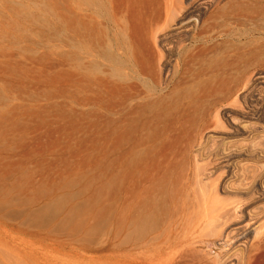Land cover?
Instances as JSON below:
<instances>
[{"label": "rangeland", "instance_id": "1", "mask_svg": "<svg viewBox=\"0 0 264 264\" xmlns=\"http://www.w3.org/2000/svg\"><path fill=\"white\" fill-rule=\"evenodd\" d=\"M158 1H151L154 10L147 7L150 17H146L158 19L162 29L149 33L141 27L139 33L147 30V39L139 35L144 41L141 46L138 40L141 49L135 51H143L145 57L161 54L170 62L165 92L176 88L185 97L172 114L184 110L193 95L205 94V116L197 130L194 126L189 130L195 139L186 155L181 197L170 202L154 231L128 240L116 228L115 213L109 209L106 156L89 154V142L81 141L101 136L106 145L102 136L107 131V107L81 100L89 92L66 83L69 78L62 72L70 66L63 64L62 56V27L74 25L66 11L70 6L65 0H0V258L6 264H24L18 262L21 257L29 258L30 264H61L59 256L71 247L87 257L72 259L71 264H114L107 259L112 254L125 264H252L255 260L252 247L264 244V160H256L253 151L264 150V129L258 127L243 139L247 134L237 135L232 126L240 125V120L264 122V0L262 5L240 0L239 6L236 0H171L172 22L163 9L165 0ZM183 14V22L196 23L190 35L204 27L202 38L184 39L182 28L174 25ZM200 38L205 39V58L197 54ZM186 49L197 58L183 66ZM98 59L101 66L106 63ZM174 71L176 77L169 82ZM243 73H257L259 83L252 91L243 100L233 95L228 102L214 103L212 92L221 89L225 76ZM250 98H255L251 105ZM94 108L100 115L90 113ZM257 110L263 115L259 120L250 116L234 122L229 117L230 111ZM190 113L200 114L195 107ZM101 185L105 188L96 203H87L73 218H66L73 205L94 196ZM46 204L49 212L36 216ZM94 257L97 260L89 263L88 258Z\"/></svg>", "mask_w": 264, "mask_h": 264}, {"label": "bare ground", "instance_id": "2", "mask_svg": "<svg viewBox=\"0 0 264 264\" xmlns=\"http://www.w3.org/2000/svg\"><path fill=\"white\" fill-rule=\"evenodd\" d=\"M151 1L153 3L155 0H65L68 7L70 6L66 11H70L69 14L77 22L73 21L74 25L67 23V26L64 24L66 27H62L65 29H62V33L64 34H62L64 36L62 50L63 64L72 66L71 68L68 66V68L62 70L63 74L69 78H66V83L71 82L75 84L76 88L81 92H89L85 95L82 94L80 96L81 100L92 101L96 106L105 104L107 107V131L102 136V139L106 141V145L100 141L101 136L85 138L81 141L89 142L88 146L91 149L88 151L89 154L93 156H106V189L109 196V209L111 213L112 211L115 213L113 223L116 224V228L124 231L128 240H131L133 237L142 239L148 232L154 231L160 223L158 218L160 220L161 215L168 213L170 202L172 200L177 201L181 197L183 172L187 163L186 155L191 150L193 140L195 139H192L193 137L191 133L189 134V130L192 129V126L197 130L205 116V94H202V96L192 94L190 102L185 105L186 108L172 114L176 111L175 107L176 109L179 108L177 106L185 97L178 94L176 92L178 89L176 88L165 92V73L167 74L170 70V62L162 60L161 54H158V57H154L151 54V56L145 57L143 51L140 52L139 50L138 54L135 51L138 47L141 49L143 45L141 41L147 35L145 33L147 30L143 31L144 29L142 30V34L139 33L141 27L145 26L148 28V32L149 30L154 32L152 29L161 30L163 26L162 24L160 29L157 25L160 24L158 23L160 22L158 19L153 21V18H149L147 20V17H150V15L147 16V13L149 12L148 9H151ZM169 1H164L163 9L166 17L169 18L168 21L172 22L174 21V6L171 5V0ZM252 1L258 5H262L263 3V0ZM156 2L159 3L158 0ZM235 2L237 3L236 6L242 4L240 0H236ZM254 2L252 3L255 4ZM147 7L149 8L147 9ZM145 8L147 9L146 11ZM161 9L159 10L160 13H162ZM260 9L258 10L260 11ZM152 11H150V14H153L152 16L155 17L156 13L161 16L159 12ZM185 14L174 23V25H177L175 27L177 29L182 28L184 39H188L189 36L194 39L201 37L205 32L204 27L198 28L199 32L196 36L190 35V31L196 28V23L192 21L183 22ZM144 16L147 17L142 21V17ZM235 16L238 19L239 15L237 13ZM166 17L165 19H167ZM165 19L164 22L167 23L168 21ZM103 21L106 22L104 28L101 26ZM166 23L165 26L167 25ZM202 25L204 26V24ZM155 32L158 33V31ZM69 33L73 36L71 37L75 39V42L70 39ZM139 35L143 37L142 40L138 38ZM201 38L197 54H201L202 58H205V39ZM138 40H140V43ZM138 43L140 45L142 43V45L139 46ZM261 46L262 44L259 45V47ZM139 52H143L144 56H141ZM183 54L186 55L184 57L181 56L183 58L180 64L183 66L189 60L197 58L193 56L189 49H186ZM74 58L76 60L72 61ZM98 58H101L106 63L101 66ZM255 58L257 59V56ZM180 64L178 62L177 65ZM72 68H74V72L70 70ZM182 74H184V71ZM256 74L226 75L222 80L221 89L213 91L214 93L212 92L214 103H218L219 101L228 102L233 95L243 100L256 84L259 83V77ZM175 77L176 72L174 71L173 77L169 82H172V79ZM192 79L190 77V80ZM199 88L201 87L199 86ZM178 91L180 92V90ZM198 94L201 95V93ZM174 95L175 97H173ZM173 98L176 100H173ZM250 99L249 105H251L252 101H255V98ZM173 107L174 109H172ZM192 107L198 109L200 114L197 116L191 115L190 108ZM91 112L100 115L97 108L90 110ZM261 115L260 110L250 114L243 111H230L229 117L231 121L234 120L235 122L240 118L245 119L250 116L259 120ZM242 121L240 120V125L232 127L235 129L237 135L247 134L243 139L253 135L254 131L257 132L258 127L264 129V122L257 125L256 123L247 124L246 122L243 124ZM195 129L194 131H196ZM246 151L247 153H251L250 150ZM253 154L256 160H264V150L253 151ZM96 163L103 165L100 161H96ZM104 188L102 187L100 190L94 191V196L86 198L82 204L73 205L67 212L66 218H73L87 203H96ZM93 200L95 201L93 202ZM49 210L50 206L46 204L36 213V216L45 215ZM86 251L88 252V249ZM90 251L94 254L92 250ZM251 253L256 255L252 264H264V244L256 243L252 247ZM81 255L77 249L71 247L61 259L59 256V260H62L61 264H71L72 259L83 261L87 258ZM113 255H111L112 257L108 256V261L110 257L114 260V264L127 263L126 261L125 263L118 261V256H115V258ZM105 256H102L104 258V260L102 259L103 261L106 260ZM133 257L135 258L134 255ZM96 258H88L89 263L94 261L93 259L97 260ZM134 258L128 259L132 261ZM136 259L139 260L140 258L136 257ZM18 262L24 264L31 263L29 258L24 260L22 257ZM34 263L36 264V262ZM107 263L109 264V262ZM139 263L142 262L140 261ZM148 263L153 264V261ZM0 264L6 263L0 258Z\"/></svg>", "mask_w": 264, "mask_h": 264}]
</instances>
